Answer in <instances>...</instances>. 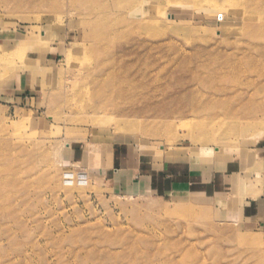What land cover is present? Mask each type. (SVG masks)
Instances as JSON below:
<instances>
[{
	"label": "rangeland",
	"instance_id": "rangeland-1",
	"mask_svg": "<svg viewBox=\"0 0 264 264\" xmlns=\"http://www.w3.org/2000/svg\"><path fill=\"white\" fill-rule=\"evenodd\" d=\"M22 44L0 63V264H264L239 216L264 198V0H0V53ZM21 77L34 95L5 94ZM120 145L242 171L208 198L130 190L91 169Z\"/></svg>",
	"mask_w": 264,
	"mask_h": 264
},
{
	"label": "crops",
	"instance_id": "crops-1",
	"mask_svg": "<svg viewBox=\"0 0 264 264\" xmlns=\"http://www.w3.org/2000/svg\"><path fill=\"white\" fill-rule=\"evenodd\" d=\"M10 92L19 94L21 98L34 95L31 83H24L22 77L18 83L8 85L5 94ZM120 146L118 154L107 157L108 161L104 154L92 155L91 169L113 185L126 186L130 190L155 192L163 196L197 194L208 198L230 189L232 182L229 180L242 171L241 157L238 160H228L218 164V168L215 164L209 168L199 163V159L195 157L179 159L164 157L158 161L143 157L141 160L136 158L133 151L124 152V145ZM253 152L254 159L252 158L250 162L258 160L264 164V139L253 149ZM86 157V152H82L80 161H84ZM259 197L260 195L255 199L244 201L239 211V216L248 224L264 222V198Z\"/></svg>",
	"mask_w": 264,
	"mask_h": 264
},
{
	"label": "bare ground",
	"instance_id": "bare-ground-1",
	"mask_svg": "<svg viewBox=\"0 0 264 264\" xmlns=\"http://www.w3.org/2000/svg\"><path fill=\"white\" fill-rule=\"evenodd\" d=\"M41 1H47V0H41ZM25 50H26V46L22 44V45H19L17 48H15L14 51L11 52V53H8V54H1L0 53V63L11 61L10 59H11V56L12 55L23 53V52H25ZM79 176L82 177V178H85L86 177V175L84 173H83V175H79ZM79 176H78L77 179H79ZM79 180L82 181V179H79ZM79 180H78V182H79ZM85 181H86V179H85Z\"/></svg>",
	"mask_w": 264,
	"mask_h": 264
}]
</instances>
